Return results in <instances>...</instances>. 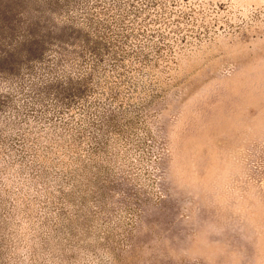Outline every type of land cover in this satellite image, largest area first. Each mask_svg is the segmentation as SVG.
<instances>
[{
	"label": "rangeland",
	"instance_id": "1",
	"mask_svg": "<svg viewBox=\"0 0 264 264\" xmlns=\"http://www.w3.org/2000/svg\"><path fill=\"white\" fill-rule=\"evenodd\" d=\"M0 264H264V0H0Z\"/></svg>",
	"mask_w": 264,
	"mask_h": 264
}]
</instances>
